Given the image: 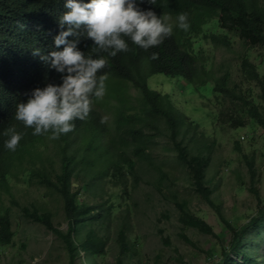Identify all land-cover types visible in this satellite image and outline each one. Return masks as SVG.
Returning <instances> with one entry per match:
<instances>
[{
  "label": "trees",
  "instance_id": "1",
  "mask_svg": "<svg viewBox=\"0 0 264 264\" xmlns=\"http://www.w3.org/2000/svg\"><path fill=\"white\" fill-rule=\"evenodd\" d=\"M140 7L151 8L157 15H168L169 22L173 24L178 13H187L190 27L187 31L174 27L170 37L148 50L140 49L129 41L128 52L107 57L108 63L102 70L107 74L104 97L94 99L88 117L73 121L74 129L58 139L32 135V129L14 121L13 115L0 124V133L10 126H15L17 131L23 133L15 151L3 147L7 137L0 134V192L10 191L9 180L14 170L21 172L27 181H36L58 192L63 199L68 220L66 231L55 226L49 211L41 212L26 206H21V210L27 218L43 224L63 240L72 262L83 251L85 259L94 264V258L105 252L107 240L94 226L89 229L86 227L96 222L100 226L105 225L115 207L113 203L107 204V200L88 202L81 199L79 192L72 189L73 185L79 184L93 200L102 199L108 182L126 186L128 175H132L136 183L141 178L140 171H146L148 165L159 173L160 185L166 173L154 162L150 151L157 146L159 138H168L178 159L192 171L197 190L210 201L212 190L204 185L209 155L204 154L202 149L198 155L191 153L189 144L195 141L196 131L187 124L186 117L175 107L169 94L150 87L151 77L164 74L171 78H182L196 87L214 80L213 92L218 100L231 98L239 111L243 104H252L247 108V114L264 128V74H259L249 57L242 56V74L260 85L262 108L229 85L228 73L217 76L207 70L202 57L194 50L199 37L229 50L233 48L234 36L239 37L247 50L255 46L264 47V0H156L155 4L144 0ZM214 18H218L221 32L205 29V25ZM91 43L90 40H82L80 47L86 55L95 56ZM152 53H156L155 59L151 58ZM99 54L106 56V53ZM56 78L55 71L48 69L41 75L25 79L20 89V99L27 89L31 91L40 87L36 81L45 82ZM131 88L136 90L135 94ZM111 108L114 109V119L109 121L106 112ZM227 114L226 107L222 108L223 123L234 128L245 125L242 115H231L226 119ZM102 118H105L103 123ZM49 144L59 156L60 167L56 173L52 162L47 165L45 157ZM248 167L254 184L256 169L253 159L249 160ZM177 204L181 209V221L214 233L213 228L203 218L191 213L185 203L177 201ZM225 224L231 234L229 250L222 253L216 264H236L235 256L239 254L243 256L241 264H253L251 250L244 249V238L247 232L264 226V205L240 228L227 221ZM128 225V217L124 216L119 230L122 247L128 244ZM13 235L9 211L0 206V245L11 244Z\"/></svg>",
  "mask_w": 264,
  "mask_h": 264
},
{
  "label": "rangeland",
  "instance_id": "2",
  "mask_svg": "<svg viewBox=\"0 0 264 264\" xmlns=\"http://www.w3.org/2000/svg\"><path fill=\"white\" fill-rule=\"evenodd\" d=\"M205 29L221 32L218 18L205 25ZM194 50L202 57L207 70L217 76L228 73L229 85L262 108L261 87L256 80L242 74L241 63L242 56L247 55L263 75V46L247 50L239 37L234 36L233 48L229 50L199 37ZM213 83L211 80L196 87L182 78L164 74L149 79L151 88L169 94L187 124L196 131L195 141L189 144L191 153L198 155L202 149L209 155L204 185L212 190L211 202L197 190L192 171L178 159L168 138H159L157 146L150 151L154 162L166 173L160 185L159 173L149 165L146 171H140L141 178L136 183L132 175H128L126 186L108 182L102 199L93 200L79 184L73 185L72 189L79 192L81 199L107 200V204L115 206L105 225L96 222L86 227L94 226L107 240L105 252L94 258V264H216L222 253L229 250L231 234L225 221L240 228L264 205V128L247 114L252 104H243L240 100L243 107L239 111L231 98L218 100ZM131 92L135 94L136 90L131 88ZM225 107L226 119L239 114L244 117L245 125L234 128L223 123L221 109ZM113 111L111 108L106 112L109 121L114 119ZM45 155L47 165L52 162L55 173L58 172L59 156L52 144ZM250 159L256 169L254 184L248 167ZM13 173L10 191L0 192V206L8 209L14 231L12 243L0 245V264H90L83 251L72 262L56 233L23 215L21 206L49 211L55 226L66 231L68 220L61 195L36 181H27L18 170ZM177 201L203 218L214 233L181 221ZM124 216L129 220L128 244L122 247L119 230ZM244 241L245 251L251 250L253 264H264V226L247 232ZM242 259V255H236V264H241Z\"/></svg>",
  "mask_w": 264,
  "mask_h": 264
},
{
  "label": "clouds",
  "instance_id": "3",
  "mask_svg": "<svg viewBox=\"0 0 264 264\" xmlns=\"http://www.w3.org/2000/svg\"><path fill=\"white\" fill-rule=\"evenodd\" d=\"M143 2L0 0V124L13 115L32 135L58 139L74 129L73 121L88 117L94 99L104 97L107 57L128 52L129 41L148 50L170 37L174 27L189 29L187 13H178L173 24L168 15L141 8ZM82 40L92 42L95 56L81 50ZM48 69L57 78L36 81L40 87L27 89L20 99L25 79ZM0 134L7 137L3 147L9 151L23 136L15 126Z\"/></svg>",
  "mask_w": 264,
  "mask_h": 264
}]
</instances>
